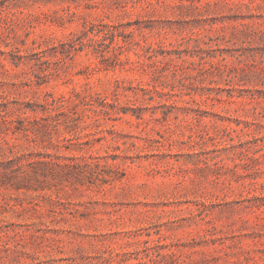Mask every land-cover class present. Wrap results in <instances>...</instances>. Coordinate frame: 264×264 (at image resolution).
Wrapping results in <instances>:
<instances>
[{
  "label": "rangeland",
  "instance_id": "obj_1",
  "mask_svg": "<svg viewBox=\"0 0 264 264\" xmlns=\"http://www.w3.org/2000/svg\"><path fill=\"white\" fill-rule=\"evenodd\" d=\"M0 264H264V0H0Z\"/></svg>",
  "mask_w": 264,
  "mask_h": 264
},
{
  "label": "trees",
  "instance_id": "obj_2",
  "mask_svg": "<svg viewBox=\"0 0 264 264\" xmlns=\"http://www.w3.org/2000/svg\"><path fill=\"white\" fill-rule=\"evenodd\" d=\"M107 103V102H106ZM85 164L87 165V166H92V165H97V163H93V161H89V160H87L86 159V161H85Z\"/></svg>",
  "mask_w": 264,
  "mask_h": 264
}]
</instances>
